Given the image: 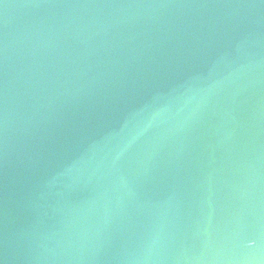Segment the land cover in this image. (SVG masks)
Segmentation results:
<instances>
[{
	"label": "water",
	"instance_id": "obj_1",
	"mask_svg": "<svg viewBox=\"0 0 264 264\" xmlns=\"http://www.w3.org/2000/svg\"><path fill=\"white\" fill-rule=\"evenodd\" d=\"M0 264H264V0H0Z\"/></svg>",
	"mask_w": 264,
	"mask_h": 264
},
{
	"label": "snow or ice",
	"instance_id": "obj_2",
	"mask_svg": "<svg viewBox=\"0 0 264 264\" xmlns=\"http://www.w3.org/2000/svg\"><path fill=\"white\" fill-rule=\"evenodd\" d=\"M253 243H255V241H253Z\"/></svg>",
	"mask_w": 264,
	"mask_h": 264
}]
</instances>
